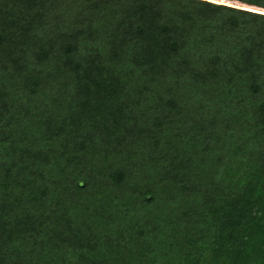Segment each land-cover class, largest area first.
<instances>
[{
  "label": "trees",
  "instance_id": "trees-1",
  "mask_svg": "<svg viewBox=\"0 0 264 264\" xmlns=\"http://www.w3.org/2000/svg\"><path fill=\"white\" fill-rule=\"evenodd\" d=\"M263 233L264 0H0V264H243Z\"/></svg>",
  "mask_w": 264,
  "mask_h": 264
},
{
  "label": "rangeland",
  "instance_id": "rangeland-1",
  "mask_svg": "<svg viewBox=\"0 0 264 264\" xmlns=\"http://www.w3.org/2000/svg\"><path fill=\"white\" fill-rule=\"evenodd\" d=\"M264 236V233H263ZM264 238L258 239L255 249L247 252V260L243 264H264ZM260 249V250H258Z\"/></svg>",
  "mask_w": 264,
  "mask_h": 264
},
{
  "label": "water",
  "instance_id": "water-1",
  "mask_svg": "<svg viewBox=\"0 0 264 264\" xmlns=\"http://www.w3.org/2000/svg\"><path fill=\"white\" fill-rule=\"evenodd\" d=\"M253 12V11H252Z\"/></svg>",
  "mask_w": 264,
  "mask_h": 264
}]
</instances>
